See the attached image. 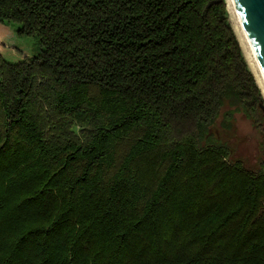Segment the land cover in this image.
<instances>
[{
    "label": "trees",
    "instance_id": "16d2710c",
    "mask_svg": "<svg viewBox=\"0 0 264 264\" xmlns=\"http://www.w3.org/2000/svg\"><path fill=\"white\" fill-rule=\"evenodd\" d=\"M10 22L40 50L0 54V264H264L262 96L225 0H0Z\"/></svg>",
    "mask_w": 264,
    "mask_h": 264
},
{
    "label": "rangeland",
    "instance_id": "374dc122",
    "mask_svg": "<svg viewBox=\"0 0 264 264\" xmlns=\"http://www.w3.org/2000/svg\"><path fill=\"white\" fill-rule=\"evenodd\" d=\"M229 0H225L228 20L234 30V33L237 37V33L235 32V19L233 16V7L229 5ZM10 30L7 32L4 37V42L7 44V55L4 53V59L9 62H18L24 59V57H20V53L15 52L12 53L11 47L17 48L19 51L30 55H36L40 47L38 45V39L34 36H19L16 33L19 24L15 22H10ZM240 42L239 45L241 47V52L244 56V59L247 63L248 68L252 72L255 82L260 90V94L262 96V100L264 102V88L262 84L259 82L256 72L253 66L250 64V59L248 60L249 50L246 47L243 40L239 39V35L237 37ZM10 46V47H9ZM252 69V70H251ZM264 126V122H263ZM220 136L228 138V141L231 142L233 146V159H238L241 165L247 169H252L256 166V163L259 161L263 148L261 147V136L257 129L250 123L249 120L238 117L234 123L233 128L228 132H220Z\"/></svg>",
    "mask_w": 264,
    "mask_h": 264
},
{
    "label": "water",
    "instance_id": "95a60500",
    "mask_svg": "<svg viewBox=\"0 0 264 264\" xmlns=\"http://www.w3.org/2000/svg\"><path fill=\"white\" fill-rule=\"evenodd\" d=\"M264 77V0H230ZM264 117V102L258 104Z\"/></svg>",
    "mask_w": 264,
    "mask_h": 264
},
{
    "label": "bare ground",
    "instance_id": "6f19581e",
    "mask_svg": "<svg viewBox=\"0 0 264 264\" xmlns=\"http://www.w3.org/2000/svg\"><path fill=\"white\" fill-rule=\"evenodd\" d=\"M230 1V0H229ZM229 5H230V7H231V1L229 2ZM233 7V6H232ZM231 7V8H232ZM233 11V16H234V19H235V22H236V25H235V32L237 33V37H238V35H239V39H241V40H243V42L245 43V45H246V47L248 48V50H249V53H248V60L250 59V64L253 66V68H254V70H255V72H256V75H257V77H258V80H259V82L262 84V86H263V88H264V77H263V74H262V72L260 71V69H259V66H258V64H257V61H256V59H255V56H254V54H253V52H252V49H251V47H250V45H249V43L247 42V40H246V37H245V34H244V32H243V30H242V28H241V26H240V24H239V21H238V18H237V16H236V14H235V11H234V9L232 10ZM240 43V42H239ZM252 70V69H251Z\"/></svg>",
    "mask_w": 264,
    "mask_h": 264
},
{
    "label": "crops",
    "instance_id": "0c3cea01",
    "mask_svg": "<svg viewBox=\"0 0 264 264\" xmlns=\"http://www.w3.org/2000/svg\"><path fill=\"white\" fill-rule=\"evenodd\" d=\"M6 35H4V36H2L1 38H0V42L1 43H3L4 44V48L2 49V51L0 52V54H1V56L3 57L4 56V53H6V55H7V44L4 42V37H5ZM10 47V46H9ZM16 50V53H20V57H24V56H32V55H30V54H27V53H24V52H22V51H19L17 48H14V47H11V50H12V53L13 52H15V50ZM9 54V53H8ZM4 58V57H3Z\"/></svg>",
    "mask_w": 264,
    "mask_h": 264
}]
</instances>
